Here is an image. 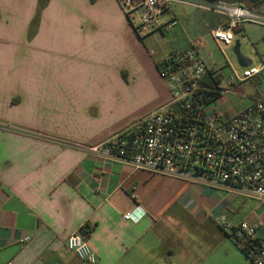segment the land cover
I'll return each mask as SVG.
<instances>
[{"label": "crops", "instance_id": "1", "mask_svg": "<svg viewBox=\"0 0 264 264\" xmlns=\"http://www.w3.org/2000/svg\"><path fill=\"white\" fill-rule=\"evenodd\" d=\"M173 18L183 38L176 33L155 59L117 0H0V123L21 125L0 124V264H86L66 241L89 227L96 264H253L223 228L247 198L75 145H101L169 101L157 63L194 40ZM223 22L203 12L194 30ZM135 91L140 108L122 107ZM253 201L244 221L264 239V208ZM138 207L140 222L123 219L140 216Z\"/></svg>", "mask_w": 264, "mask_h": 264}, {"label": "built area", "instance_id": "2", "mask_svg": "<svg viewBox=\"0 0 264 264\" xmlns=\"http://www.w3.org/2000/svg\"><path fill=\"white\" fill-rule=\"evenodd\" d=\"M130 19L134 33L144 38L155 31L177 26L174 7L185 5L221 16L224 22L210 31L218 47L232 46L236 31L246 23L264 26V12L239 2L221 0H117ZM201 38L185 49L172 50L157 63L170 99L145 117L93 147L75 144L109 160L129 163L135 170L163 175L216 191L256 200L264 208V100L227 102L236 83L254 78L264 80V64L230 72L216 65L209 67L201 52ZM136 211L123 215L138 223L145 216ZM231 229L238 248L247 250L253 264H264V239L257 226L243 221ZM26 238L25 241H29ZM66 247L86 264L98 257L81 230L72 233Z\"/></svg>", "mask_w": 264, "mask_h": 264}, {"label": "rangeland", "instance_id": "3", "mask_svg": "<svg viewBox=\"0 0 264 264\" xmlns=\"http://www.w3.org/2000/svg\"><path fill=\"white\" fill-rule=\"evenodd\" d=\"M174 12L180 19L181 25L186 30V34L192 36L193 39L201 38L204 41L205 49L201 52V56L209 67L216 65L219 68H224L225 72H230V66L232 69L237 70L238 72H242L243 69L239 65L233 51L236 42H239L241 53L252 61L253 66L264 64L263 25L257 23H246V25L244 24L246 32H238L235 35V41L232 46L220 49V47H218V45L216 44V42L208 31L201 32L200 34H198L196 33V30H194V24L197 19L203 17L202 11L190 6L177 5L174 7ZM169 19L170 15H165L161 18V21H169ZM130 21L134 24L137 22V18L135 17V19H130ZM176 33L178 34V39L183 38V34L181 32L180 27L176 26L172 30V33L166 34V38L161 37L159 34V36L151 38L149 37V39L146 37L140 39L145 40V44L149 50H155L157 52V54L153 56V58L157 59L161 52H166L168 48L166 41H172V38ZM171 45H173V43H171ZM42 60L44 61L45 65L49 64L48 57L43 56ZM44 64L42 65L45 66ZM136 94L137 92L135 91L134 94L127 96V101L123 104L122 107L129 109L140 108V105L145 101V97L136 96ZM226 99L229 105L231 101L233 102V99H241L242 104L243 102H249V100H264V80L258 77L241 84L236 83V86L233 89L232 93L226 96ZM0 124L2 126L1 128L3 129L14 130L18 131V133H21V125L12 124L8 121H1ZM239 202L241 204H239ZM256 205L257 203L250 199L236 200V203L231 207L232 211L230 213L228 221L234 227L238 226L241 222L250 218V216L256 210ZM227 232L229 233V235L232 234L231 229Z\"/></svg>", "mask_w": 264, "mask_h": 264}, {"label": "trees", "instance_id": "4", "mask_svg": "<svg viewBox=\"0 0 264 264\" xmlns=\"http://www.w3.org/2000/svg\"><path fill=\"white\" fill-rule=\"evenodd\" d=\"M221 1H225V2H239V3H242V4L246 5V6H248L249 8H251L253 10H256V11H259V12H264V0H221ZM90 231H91L90 227H89V230L86 231V232H84V229H81V232H82V234L84 236H86L88 234V232H90ZM232 236H233L232 234L229 235V237H231V239L233 240ZM235 245H236V243H235ZM239 250L242 251L249 258L247 250L241 249V248H239Z\"/></svg>", "mask_w": 264, "mask_h": 264}, {"label": "water", "instance_id": "5", "mask_svg": "<svg viewBox=\"0 0 264 264\" xmlns=\"http://www.w3.org/2000/svg\"><path fill=\"white\" fill-rule=\"evenodd\" d=\"M233 51L241 67H249L252 64V61L241 53L239 42H236Z\"/></svg>", "mask_w": 264, "mask_h": 264}]
</instances>
